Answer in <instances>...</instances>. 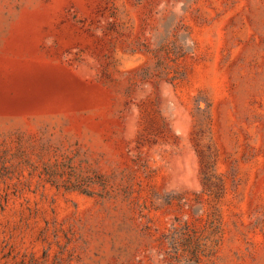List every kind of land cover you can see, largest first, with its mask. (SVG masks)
Masks as SVG:
<instances>
[{
  "label": "rangeland",
  "instance_id": "1",
  "mask_svg": "<svg viewBox=\"0 0 264 264\" xmlns=\"http://www.w3.org/2000/svg\"><path fill=\"white\" fill-rule=\"evenodd\" d=\"M0 264H264V0H0Z\"/></svg>",
  "mask_w": 264,
  "mask_h": 264
}]
</instances>
